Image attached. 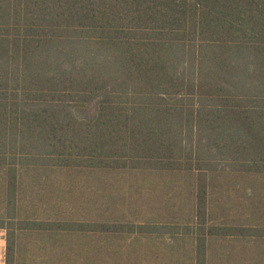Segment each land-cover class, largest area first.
Segmentation results:
<instances>
[{
    "label": "trees",
    "instance_id": "obj_1",
    "mask_svg": "<svg viewBox=\"0 0 264 264\" xmlns=\"http://www.w3.org/2000/svg\"><path fill=\"white\" fill-rule=\"evenodd\" d=\"M0 228L6 264L20 235L98 251L103 233L262 262L264 0H0Z\"/></svg>",
    "mask_w": 264,
    "mask_h": 264
},
{
    "label": "crops",
    "instance_id": "obj_2",
    "mask_svg": "<svg viewBox=\"0 0 264 264\" xmlns=\"http://www.w3.org/2000/svg\"><path fill=\"white\" fill-rule=\"evenodd\" d=\"M154 201L150 202H143L142 208H146L150 206ZM180 202V201H178ZM160 203V202H159ZM182 203V202H180ZM182 205V204H181ZM140 207V205H138ZM152 206V205H151ZM165 208V207H164ZM187 220H185L183 223H181V227L183 228V225L186 223ZM140 222V221H139ZM194 225V224H192ZM6 230L3 228H0V264H6ZM108 234H100V248L98 251H91V250H81V249H75V248H67L63 245L58 244L56 248H49L46 250H37L34 248H30L28 251H25V256H27L29 259L25 262H22V264H26L28 261L30 264H123V258L126 256L131 255L134 256H142V258H145L142 262V264H156L155 260L162 259V264H175L173 261H170L167 259V256H177L179 251L175 250L172 251L167 248H163L162 245H158V247H154L153 242L150 240H169L170 238L166 237H156V238H146V237H139L132 235L130 236L131 240L136 248H120L118 237L114 238L109 236ZM116 239V240H115ZM141 239L142 241H138ZM114 240L116 242H114ZM149 240V241H147ZM215 241L218 239H214ZM159 243V242H158ZM160 244V243H159ZM141 245V249H137ZM193 245V242L191 246ZM180 250V249H179ZM207 254L210 253V250H214L216 252V255L226 257V253L228 252H234V248L226 247L225 244L220 245L219 243H212L209 245V248L206 249ZM18 250L16 249L14 251L13 257L18 255ZM186 252L187 255L193 254L195 251V248H191L190 245H188L187 250L183 249L180 250V252ZM244 251V250H243ZM236 252V250H235ZM25 257V258H27ZM98 258L97 261H91L87 260L85 258ZM50 258V261L48 260ZM79 258L81 260L79 261ZM158 258V259H156ZM153 260V261H152ZM149 261H152L149 263ZM184 263V262H183ZM182 263V264H183ZM133 264H136L133 262ZM184 264H188L184 263ZM212 264V263H211ZM214 264H222V263H214Z\"/></svg>",
    "mask_w": 264,
    "mask_h": 264
},
{
    "label": "rangeland",
    "instance_id": "obj_3",
    "mask_svg": "<svg viewBox=\"0 0 264 264\" xmlns=\"http://www.w3.org/2000/svg\"><path fill=\"white\" fill-rule=\"evenodd\" d=\"M107 180V178L104 179V181ZM113 183V186L115 187V190L116 192H119V189L123 186L122 184V179L118 177V175H113L112 177L110 176L109 177V184ZM80 187V191L83 187L82 184L81 185H78ZM87 187L89 188L90 186L87 185ZM110 189H111V185L109 186ZM103 188L105 189V186H103ZM82 190H85L84 192H86L87 190L89 189H82ZM144 192L145 194V199H150V201H154L151 205L152 206H155V207H160L162 206L158 200H156L155 198V195H156V191L153 190L152 192H146L144 189H142V193ZM88 193V191H87ZM89 194H93V193H89ZM218 195V198H219V194ZM231 196V195H230ZM233 199L231 198V202L230 204H238V205H241V203H243L244 199L241 200L240 196H232ZM105 199L106 197L104 198H101V201H104L103 202V207H105L106 205V202H105ZM221 200V197L219 198ZM174 200H177V197L175 196V199ZM177 203V206H179L181 203L180 202H176ZM220 203V201H219ZM139 203H136L134 206H132L131 204H128V205H125V207H123L124 212L127 214V215H130L129 214V211H133V213L138 209L137 207ZM110 205V204H109ZM150 205V206H151ZM229 205V204H228ZM120 206V205H119ZM230 207V206H229ZM228 207V209H229ZM129 210V211H128ZM227 212L231 213V214H234L235 216H241V211L239 209H233V206L231 207L230 210H228ZM107 220V219H106ZM141 219H137V220H131L129 219V221H140ZM110 221V220H109ZM99 239V242L101 241L100 238H97V240ZM38 240H45L47 241V243H50L48 241V238H46V236L42 237V235L38 238V239H31L30 237L28 236H25V235H20L18 236L17 238V244H16V249L18 250V255L15 254L14 258H13V264H22V262H25L26 260H28L29 258L27 256H25V251H28L32 246L36 245L38 243ZM35 241V243H34ZM71 241H73L71 239ZM48 247H52V246H48ZM54 248V247H53ZM15 249V250H16ZM239 247L237 248V251L235 252V249L233 250L234 252H228L226 253V257H225V263H222V264H264V253H263V256H262V262H258V255H255L253 253H251L252 251H255L256 249L252 248L250 249L249 251H242L240 252L239 251ZM96 251V250H94ZM27 257V258H25ZM88 260V257L85 258ZM81 260V258H79V261ZM124 260V258H123ZM93 261H97L98 262V258H94ZM153 261V260H152ZM152 261H149V263H151ZM155 263L156 264H162V259L160 258L159 260H155ZM26 264H30V262L28 261ZM127 264V263H125Z\"/></svg>",
    "mask_w": 264,
    "mask_h": 264
}]
</instances>
